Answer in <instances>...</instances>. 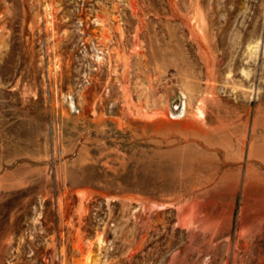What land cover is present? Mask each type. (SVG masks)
<instances>
[{
	"label": "rangeland",
	"instance_id": "rangeland-1",
	"mask_svg": "<svg viewBox=\"0 0 264 264\" xmlns=\"http://www.w3.org/2000/svg\"><path fill=\"white\" fill-rule=\"evenodd\" d=\"M0 264H264V0H0Z\"/></svg>",
	"mask_w": 264,
	"mask_h": 264
},
{
	"label": "bare ground",
	"instance_id": "bare-ground-1",
	"mask_svg": "<svg viewBox=\"0 0 264 264\" xmlns=\"http://www.w3.org/2000/svg\"><path fill=\"white\" fill-rule=\"evenodd\" d=\"M186 106V105H185Z\"/></svg>",
	"mask_w": 264,
	"mask_h": 264
}]
</instances>
